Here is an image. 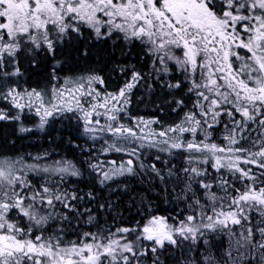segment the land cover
Instances as JSON below:
<instances>
[{"label":"snow or ice","instance_id":"1","mask_svg":"<svg viewBox=\"0 0 264 264\" xmlns=\"http://www.w3.org/2000/svg\"><path fill=\"white\" fill-rule=\"evenodd\" d=\"M97 45L114 91L104 68L59 75L58 54ZM41 57L54 63L32 86L22 62L38 72ZM157 88L170 123L129 111ZM0 123L85 141L68 140L77 159L0 150V264H264V0H0ZM82 179H138L175 207L101 224Z\"/></svg>","mask_w":264,"mask_h":264},{"label":"trees","instance_id":"2","mask_svg":"<svg viewBox=\"0 0 264 264\" xmlns=\"http://www.w3.org/2000/svg\"><path fill=\"white\" fill-rule=\"evenodd\" d=\"M107 50L101 49L98 45L96 48V56L90 54L89 59L85 60L82 57L75 55L72 50L65 49L64 54L57 55V60H67V64H61L64 68L63 72L59 75L64 76L66 74L81 73L89 68H104V74L107 79L108 67L106 62ZM43 63L41 64V70L36 72L27 69L28 62H22V70L25 72V78L32 86L35 85L36 80L45 81L48 72L51 70V66L54 63L51 58L44 60L41 57ZM109 85V91H114L118 86L119 77L113 74L111 79H107ZM167 90H157L153 92H146L144 90L138 91L133 96V103L130 106V113L135 116H160L161 119L172 122L177 119L175 113L169 111V109L162 104L163 99H171L167 96ZM177 98H182L177 96ZM156 105L165 107V111L162 114L157 110ZM32 120H26L25 124L32 126ZM71 139L78 144L84 145L85 141L77 139L75 135V129L67 125L66 123H56L52 128L41 132L35 130L32 133L25 135V138H19L15 132V125L9 123H0V150L6 152H18L20 154L32 153L37 154L45 150L51 151L55 149L54 158L59 159L61 155L66 156L69 159H77L78 153L74 154V150L68 143ZM15 141V144H12ZM105 159V157H101ZM107 159L116 158L115 156H108ZM122 183H126L128 186L127 191L123 190H106L96 185L91 179L73 180L72 186L81 190V194L89 191L93 192L96 199L88 201L85 198L83 207L91 209L101 224H112L115 220L117 227L121 225H131L135 221L140 220L141 216L138 212L144 211V204L150 203L153 208H158L159 214L167 215L172 212L175 207L174 204H168L162 201L159 197L164 196L165 193L159 191L158 188L153 187L152 184H142L138 179L122 180ZM115 187V185H113ZM152 189V190H149ZM159 193V195H158ZM111 204L109 208L108 205ZM100 205H104L100 208ZM181 208L183 205L180 206ZM71 238V237H70ZM161 260L165 261V264H172L167 260L166 256H162Z\"/></svg>","mask_w":264,"mask_h":264},{"label":"rangeland","instance_id":"3","mask_svg":"<svg viewBox=\"0 0 264 264\" xmlns=\"http://www.w3.org/2000/svg\"><path fill=\"white\" fill-rule=\"evenodd\" d=\"M26 62H28L27 60H24L23 61V63H25V65H26ZM68 75H72V74H66V75H64V76H68Z\"/></svg>","mask_w":264,"mask_h":264}]
</instances>
